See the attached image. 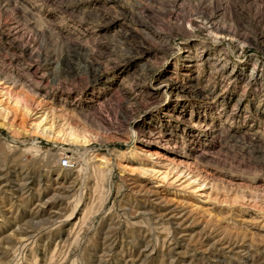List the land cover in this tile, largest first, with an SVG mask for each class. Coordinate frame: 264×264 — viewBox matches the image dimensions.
Wrapping results in <instances>:
<instances>
[{
    "label": "rangeland",
    "instance_id": "rangeland-1",
    "mask_svg": "<svg viewBox=\"0 0 264 264\" xmlns=\"http://www.w3.org/2000/svg\"><path fill=\"white\" fill-rule=\"evenodd\" d=\"M131 263L264 264V0H0V264Z\"/></svg>",
    "mask_w": 264,
    "mask_h": 264
},
{
    "label": "bare ground",
    "instance_id": "bare-ground-1",
    "mask_svg": "<svg viewBox=\"0 0 264 264\" xmlns=\"http://www.w3.org/2000/svg\"><path fill=\"white\" fill-rule=\"evenodd\" d=\"M39 128V127H38ZM40 129V128H39ZM52 130V129H51ZM51 130H48L47 128L46 129H43V132H44V134H49L50 132H51ZM41 131V130H40ZM44 134H42V135H44ZM50 135V134H49ZM60 135V134H59ZM69 135V134H68ZM45 136V135H44ZM48 136V135H47ZM120 140V139H119ZM54 215V214H53ZM54 222V221H53ZM22 241V240H21ZM109 250V249H108ZM133 263V262H132ZM131 263V264H132Z\"/></svg>",
    "mask_w": 264,
    "mask_h": 264
},
{
    "label": "built area",
    "instance_id": "built-area-1",
    "mask_svg": "<svg viewBox=\"0 0 264 264\" xmlns=\"http://www.w3.org/2000/svg\"><path fill=\"white\" fill-rule=\"evenodd\" d=\"M61 164H62L63 167H67L68 166V159H63Z\"/></svg>",
    "mask_w": 264,
    "mask_h": 264
}]
</instances>
